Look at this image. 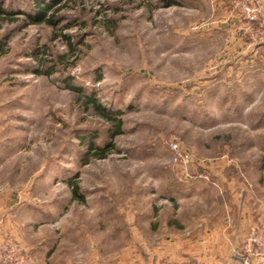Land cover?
Masks as SVG:
<instances>
[{"label":"rangeland","instance_id":"1","mask_svg":"<svg viewBox=\"0 0 264 264\" xmlns=\"http://www.w3.org/2000/svg\"><path fill=\"white\" fill-rule=\"evenodd\" d=\"M39 1L0 0V241L229 264L213 250L264 217V0Z\"/></svg>","mask_w":264,"mask_h":264},{"label":"built area","instance_id":"2","mask_svg":"<svg viewBox=\"0 0 264 264\" xmlns=\"http://www.w3.org/2000/svg\"><path fill=\"white\" fill-rule=\"evenodd\" d=\"M257 15L252 14L250 19L257 20ZM262 19H264V14ZM261 26L264 29L263 23ZM0 264H26L24 252L20 245L12 239L0 241ZM161 264L175 263L168 261ZM195 264L210 263L205 259H198ZM229 264H264V217L258 222H253L248 231L243 234L240 244L233 247Z\"/></svg>","mask_w":264,"mask_h":264},{"label":"trees","instance_id":"3","mask_svg":"<svg viewBox=\"0 0 264 264\" xmlns=\"http://www.w3.org/2000/svg\"><path fill=\"white\" fill-rule=\"evenodd\" d=\"M36 6H37V14L40 16V15H43L45 16L47 14V12H49L52 8V5L50 3L46 4V3H42L40 2L39 0H36ZM4 13H8V10H5L3 11ZM26 15L31 19V22L32 23H36V22H41L42 20H45L46 22L52 24L54 22V16H49L48 18H44V19H34L33 15L29 14V13H26ZM46 75H50L53 73V71H45L44 72ZM85 101H86V104L89 106V105H92L94 106L95 110L98 112V114H100L101 116H103L104 118H107V119H110L112 115L111 112H109L103 105H101L97 99H96V96L95 95H86V97L84 98ZM117 126L119 129L122 128V120H118L117 121ZM112 147V144H107V146L105 147H96L94 144H91V149L92 150H96L94 152H96L95 154L96 155H99L101 158H104L106 157V154L108 153V151L110 150V148ZM101 154V155H100ZM74 192L77 194V189L75 188L74 189Z\"/></svg>","mask_w":264,"mask_h":264},{"label":"crops","instance_id":"4","mask_svg":"<svg viewBox=\"0 0 264 264\" xmlns=\"http://www.w3.org/2000/svg\"><path fill=\"white\" fill-rule=\"evenodd\" d=\"M247 229H248V226H247ZM247 229H246V232H247ZM229 243H230V249H226L227 251H225V252H221L220 250H213V252L215 253V258H219V259H222V258H224V257H227L226 259L228 260V261H230V257H231V255H232V251H233V247L234 246H238L239 244H240V242H238V241H229ZM228 246V245H227ZM201 259H205V260H207L208 262H209V258L207 259V257L205 258V257H202ZM168 261H170V260H164V261H160L158 264H161V263H164V262H168ZM210 263V262H209Z\"/></svg>","mask_w":264,"mask_h":264}]
</instances>
